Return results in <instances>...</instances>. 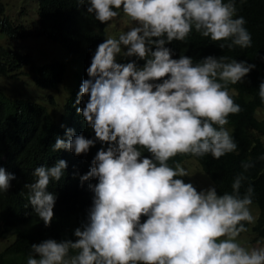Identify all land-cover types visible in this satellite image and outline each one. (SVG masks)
Masks as SVG:
<instances>
[{"label":"clouds","instance_id":"obj_1","mask_svg":"<svg viewBox=\"0 0 264 264\" xmlns=\"http://www.w3.org/2000/svg\"><path fill=\"white\" fill-rule=\"evenodd\" d=\"M76 3L101 24L122 12L134 26L104 39L92 58L80 62L74 81L64 79L58 86L66 93L61 106L51 95L57 90L32 84L46 90L41 100L27 97L52 120L42 138L56 164L35 168L34 181L24 185L29 205L48 226L57 200L47 191L51 182L86 162L91 166L81 183L97 182L89 184L92 206L87 222L74 230L75 240L32 244L27 264H264V247L238 240L248 231L246 223L255 221L254 187L249 183L241 193L254 164L242 161L231 191L223 194L214 185L197 190L182 179L189 175L184 166L169 164L178 155L210 154L219 160L238 150L225 126L242 109L228 85L242 83L255 65L227 56L209 55L197 63L186 55L174 59L166 47L184 42L193 31L223 41L221 49L252 47L237 0ZM121 54L144 63H120ZM28 72L29 64L20 74ZM258 94L264 102V81ZM66 99L74 116L63 108ZM10 142L0 140V145ZM14 179L0 167V192H7Z\"/></svg>","mask_w":264,"mask_h":264},{"label":"trees","instance_id":"obj_2","mask_svg":"<svg viewBox=\"0 0 264 264\" xmlns=\"http://www.w3.org/2000/svg\"><path fill=\"white\" fill-rule=\"evenodd\" d=\"M35 1L36 17L32 23H28L27 28L3 18L0 31L11 40L33 39L39 43V48L42 41L48 45V49L55 46L50 42L58 43L63 49L62 56L48 64L38 65L26 48L17 50L0 45V78H17L22 67L29 64L26 76L30 78L31 84L58 90L65 78H72L70 83L74 81L80 62L94 56L97 46L106 39V24L96 21L76 0ZM237 9L238 16H243L247 21L245 27L251 33L252 47L221 49L220 43L223 41L213 42L195 31L184 42L173 41L166 47L173 51L174 59L186 55L197 63L209 55L227 56L255 65L242 83L228 85L230 95L242 109L239 114L230 115L229 124L226 125L238 144V150L219 160L213 159L210 154L202 158L191 154L178 155L169 164L174 166L186 158L195 159L218 193L223 194L231 191L234 177L242 171L241 162H252L254 167L245 173L249 179L241 193L250 183L254 187L253 203L264 212V160L260 159L264 156V118L255 116L256 109L264 105L258 94L259 84L264 81V0H244L243 3L237 0ZM34 38L41 39L35 41ZM44 51L46 49L38 51V54ZM57 53L60 54L59 51ZM130 59L137 58L120 56L118 62L126 63ZM137 63L142 66L144 61L137 59ZM17 95H7L0 88V140L11 141L10 145H0V167L15 176L9 190L0 192V234H11L10 243L0 251V264L22 263L24 258L32 254L31 245L46 239L75 240L74 230L87 222L88 211L92 206L94 194L89 184L97 182L89 180L81 183L80 180L90 170L91 162L84 163L80 169L65 171L59 182H51L47 191L55 194L57 200L53 220L45 226L29 205L28 190L24 185L34 181L36 167H52L56 164L52 152L46 151L42 138L47 132V124H52V120L42 105L31 101L25 94ZM48 99L53 102L52 97L48 96ZM68 104L66 99L63 108L74 116ZM143 155L151 156L146 150H143ZM141 219L143 222L146 217ZM252 230L255 233L254 240L264 243L263 218L259 217Z\"/></svg>","mask_w":264,"mask_h":264},{"label":"rangeland","instance_id":"obj_3","mask_svg":"<svg viewBox=\"0 0 264 264\" xmlns=\"http://www.w3.org/2000/svg\"><path fill=\"white\" fill-rule=\"evenodd\" d=\"M3 5V13L0 14V22L3 18H8L14 25L23 24L24 27H28V23H32L37 13V4L35 0H1ZM134 26V22H131L127 17L121 15L114 19L113 21H109L105 25L106 38L118 36L122 32H126L131 27ZM35 41H39L41 38H34ZM50 44L55 45L48 49V45L42 41L40 42L41 50L46 49V52H41L38 54V51H41L39 43L34 42L33 39L23 38L20 40H11L9 39L3 32L0 31V45L4 47H8L10 49H27L28 53L31 54L36 64L40 65L42 63H49L54 60H58L62 56L63 49L58 43L50 42ZM30 47V48H28ZM60 50H59V48ZM59 51L60 54L57 53ZM46 53V54H44ZM44 54L43 56H40ZM121 56H123L121 54ZM25 70V68H23ZM22 73V72H21ZM68 78L66 82H68ZM0 88L7 95L18 96V93L25 94L29 96L30 99L41 100L44 97V93L46 90H41L39 88L34 87L30 80L26 75L18 74L17 78L11 77H3L0 78ZM64 88L60 86L59 90L55 91L51 95L58 101L61 106L64 102L66 93H64L61 89ZM52 91H48L51 93ZM255 116L258 119L264 118V105L256 109ZM226 128L229 127L226 126ZM188 172L189 175L187 177H183L186 183H192L197 190L206 189L209 186H213L211 180L205 175V173L201 170L200 166L193 158H186L181 163ZM252 215L255 218L254 223L248 224V231L246 233H242L238 238L239 242L248 247H264V243L260 240H254L255 233L252 230V227L257 223L259 217L264 219V212L259 209V207L253 203L251 206ZM5 236V237H4ZM11 234L4 233L0 234V251L4 249L6 245L10 243ZM25 260V261H24ZM27 264V258H24L22 263Z\"/></svg>","mask_w":264,"mask_h":264}]
</instances>
